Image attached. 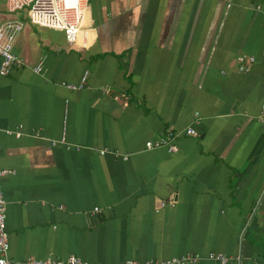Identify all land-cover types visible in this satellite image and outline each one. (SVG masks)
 Wrapping results in <instances>:
<instances>
[{
  "label": "crops",
  "instance_id": "obj_1",
  "mask_svg": "<svg viewBox=\"0 0 264 264\" xmlns=\"http://www.w3.org/2000/svg\"><path fill=\"white\" fill-rule=\"evenodd\" d=\"M87 8L85 50L64 37L40 45L22 15L14 48L26 67L0 76L11 260L145 264L219 253L264 264V0ZM243 56L255 60L244 74ZM85 73V89L62 86ZM189 127L197 137H181L177 153L145 150ZM63 137L81 150L53 146Z\"/></svg>",
  "mask_w": 264,
  "mask_h": 264
},
{
  "label": "built area",
  "instance_id": "obj_2",
  "mask_svg": "<svg viewBox=\"0 0 264 264\" xmlns=\"http://www.w3.org/2000/svg\"><path fill=\"white\" fill-rule=\"evenodd\" d=\"M5 4L6 13L9 18H0V76L6 77L11 74L14 68L24 69L26 64L24 60L15 53V43L19 35L24 30L25 21L20 18V13L27 10L26 19L35 27L61 31L64 34L65 41L71 49L85 50L91 43V29L87 26L88 19V0H0ZM252 57L239 58V73H246L249 65L254 63ZM33 72L37 75L43 74V63L33 67ZM88 73H85L80 84H66L62 86L71 91H80L86 88ZM8 134L20 138L23 134L20 131H7ZM197 137L194 128L189 127L183 132L169 131L160 139L147 141L145 143L146 151L166 150L168 153H177V142L181 137ZM53 146L62 145L67 150L81 148L69 144L65 137L60 141H52ZM105 155L106 151H101ZM115 156L119 154L114 153ZM127 160L128 157H124ZM9 171L0 170V264H91L77 257H68L66 259H35L29 258L25 261H13L9 256L10 235L6 227L7 202L2 190L1 179ZM98 212L99 209L94 210ZM207 260L217 264H229L233 259L223 254L213 253L203 258L198 255H184L162 261H149L145 264H200ZM124 264H139L135 261H126Z\"/></svg>",
  "mask_w": 264,
  "mask_h": 264
},
{
  "label": "rangeland",
  "instance_id": "obj_3",
  "mask_svg": "<svg viewBox=\"0 0 264 264\" xmlns=\"http://www.w3.org/2000/svg\"><path fill=\"white\" fill-rule=\"evenodd\" d=\"M0 9L2 10V12H5V10H6L5 4L3 2H1V1H0ZM22 15L26 16L27 15V10L22 12V13H20V17H22ZM22 19H23V17L21 18V20ZM27 22H28V25L31 26V34H33V36H35L37 38V43H40V45L42 44L41 41H43V39L47 38V37H50V38L53 37V38L57 39V41H62L63 40L62 38L64 37V34L62 36L60 35V36L57 37V35L55 33H53V31H50V30L44 29V28L35 27V26L31 25L28 20H27Z\"/></svg>",
  "mask_w": 264,
  "mask_h": 264
}]
</instances>
